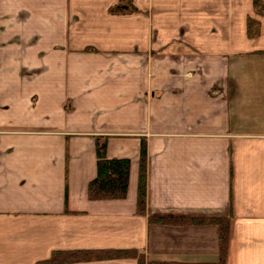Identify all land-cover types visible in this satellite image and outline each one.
Instances as JSON below:
<instances>
[{
	"label": "crops",
	"instance_id": "0c3cea01",
	"mask_svg": "<svg viewBox=\"0 0 264 264\" xmlns=\"http://www.w3.org/2000/svg\"><path fill=\"white\" fill-rule=\"evenodd\" d=\"M97 137L130 161L124 198L88 197ZM228 213L225 264H264V16L252 0H0V264L127 248L210 260L214 225L148 216Z\"/></svg>",
	"mask_w": 264,
	"mask_h": 264
},
{
	"label": "trees",
	"instance_id": "16d2710c",
	"mask_svg": "<svg viewBox=\"0 0 264 264\" xmlns=\"http://www.w3.org/2000/svg\"><path fill=\"white\" fill-rule=\"evenodd\" d=\"M252 8L256 15L264 16V0H252ZM246 32L254 37L258 32V22L248 18ZM147 147L144 140L140 147V163L137 187V209L139 213L145 212V176H146ZM96 169L97 173L87 187L88 197L91 200L121 199L127 194L130 161L128 158H108L106 156V138H96ZM231 214L226 216H148L149 223L170 226L206 225L216 228L218 250L215 258L210 260L187 261L180 259H152L143 251L135 248L127 249H83L54 251L47 260L37 264H59L79 261H94L106 259H135L137 264H225L228 225Z\"/></svg>",
	"mask_w": 264,
	"mask_h": 264
},
{
	"label": "rangeland",
	"instance_id": "374dc122",
	"mask_svg": "<svg viewBox=\"0 0 264 264\" xmlns=\"http://www.w3.org/2000/svg\"><path fill=\"white\" fill-rule=\"evenodd\" d=\"M161 225V224H160ZM167 226H170V225H167ZM124 259H132V258H124Z\"/></svg>",
	"mask_w": 264,
	"mask_h": 264
}]
</instances>
